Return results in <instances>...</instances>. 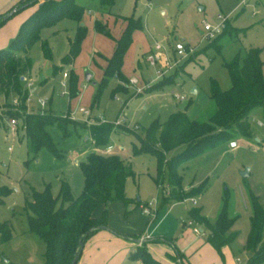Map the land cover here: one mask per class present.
<instances>
[{
  "label": "rangeland",
  "instance_id": "rangeland-1",
  "mask_svg": "<svg viewBox=\"0 0 264 264\" xmlns=\"http://www.w3.org/2000/svg\"><path fill=\"white\" fill-rule=\"evenodd\" d=\"M76 2L84 8L81 17H64L41 28L40 39L27 53L32 66L23 75V93L28 94L25 101L15 93L0 94V186L5 189L0 194V223L6 222L12 233L10 239L0 243V264H45V243L30 231L27 219L26 203L32 189L43 190L48 185L56 196L65 181L72 196H78L85 181L79 163L89 153L104 148L96 146L88 126L98 120L114 124L116 119L126 123L114 124L106 145H112L111 153L124 159L131 171L124 183L128 202L114 198L98 204L94 215L106 211L107 228L127 233L130 238L144 237L146 251L160 264H178L168 256L173 247L193 264H248L251 253L246 242L251 229L252 196L264 208L262 109L256 107L250 114L252 138H236L232 140L236 142L234 147L223 142L176 165L181 194L194 192L195 203L188 199L175 203L168 198L172 191L168 167L164 166L158 179L157 157L141 149L139 137L145 136L154 121L164 122L174 111L185 110L192 119L207 118L214 109L210 98L213 81L223 90L231 86L224 60L236 51L260 47L264 60V0H114L109 8L101 5V0ZM34 6L17 11L4 26L19 21V29ZM218 14L229 20L228 25L243 29L237 39L226 36L216 41L219 49L201 38L203 25L216 23ZM132 16L140 19L141 26L133 30L123 56L121 73L125 78L112 76L101 86L116 40ZM83 28L85 34L80 37ZM77 40L79 51L72 62L64 63ZM178 41L193 50L182 58L176 56L178 63L158 76L163 58L174 61L173 49ZM43 43L48 45L50 57L44 55ZM156 43L161 44L160 51H154ZM23 55L18 52V56ZM149 55L156 57L155 65L149 64ZM63 72L68 76L64 77ZM262 73L264 78V65ZM132 78L136 83H130ZM72 84L77 90L74 95L70 93ZM40 99L46 100L44 106ZM79 107L88 109L89 117L79 112ZM9 110L67 115L68 133L64 134L56 123L47 124L45 129L56 150L41 146L34 151L31 141L23 136L22 125L17 123L13 129L10 117H2ZM185 147L180 144L166 150L165 160ZM247 168L248 175L243 176ZM191 209H198L209 221L216 220L224 210L233 220L228 231L237 235L223 246L222 257L207 241L208 230L189 217ZM188 220L194 223L182 225ZM195 227L203 231H195ZM195 241L199 254L192 257ZM126 264L145 263L133 259Z\"/></svg>",
  "mask_w": 264,
  "mask_h": 264
},
{
  "label": "trees",
  "instance_id": "trees-1",
  "mask_svg": "<svg viewBox=\"0 0 264 264\" xmlns=\"http://www.w3.org/2000/svg\"><path fill=\"white\" fill-rule=\"evenodd\" d=\"M113 1L101 0V5L109 8ZM34 4L36 6L25 17L15 36L6 46L0 48V94L22 95L24 101L28 94L23 93L26 88L21 76L32 66V60L27 53L40 39V29L53 25L64 17L79 19L84 10L76 0H18L5 12L0 13V25L12 16L2 19L12 7L18 6L19 11ZM227 21L229 20H226L222 31L209 39L210 45L219 49L216 41L226 36L237 39V36L243 32L242 28L228 25ZM97 25L99 26V23ZM140 26L139 18L135 19L133 16L129 18V23L116 40V48L108 60L101 86L106 85L112 76H117L120 80L125 78L121 73L123 56L131 41L133 30ZM84 30L83 28L80 37L85 34ZM43 50L44 55L50 57V49L46 43H43ZM21 51L24 55L18 56V52ZM78 51L79 40L71 47L63 62H72ZM261 51L260 47H250L244 51L238 50L231 58L224 60L231 86L223 90L216 81H213L210 98L214 103V109L207 118L192 119L185 110L174 111L166 121H154L148 127L145 136L139 137L141 149L150 151L157 157L158 179L164 166L168 167L169 184L172 188L169 199L180 201L195 194L191 192L182 196L181 180L175 170L179 162L201 155L223 142H230L240 137L245 139L253 137L250 114L254 108L260 107L264 115L262 73L264 60L260 56ZM70 93L71 95L77 93L74 84ZM2 117H15L18 120L22 125L23 136L31 141L34 151L41 146L55 151L56 148L45 126L56 123L63 133L67 134L66 121L70 119L67 115L57 116L51 113L27 111L19 113L12 110ZM2 123L5 126V123ZM113 129V123L99 120L88 126L89 133L93 136L92 140L100 147L106 146ZM180 144H185V149L166 161L165 151ZM79 165L85 181L83 190L78 196H72L68 183L62 181L56 196L52 195L46 185L43 190L32 189L31 199L26 203L29 229L42 239L46 246L45 264H71L76 256L78 262L88 236L99 226H106V211L95 216V207L114 198L124 203L128 202L124 194V183L131 171L119 155L102 151L91 152ZM4 191V187L0 186V194ZM252 200L251 229L246 242V249L251 253L248 264H264V208L255 196H252ZM189 217L208 230L207 241L222 257V247L233 241L237 235L235 231H228L233 220L226 216L224 210L214 221L202 216L198 209H191ZM11 234L9 225L6 222L0 223V243L10 239ZM145 243L137 248L130 258L140 259L145 264H160L146 251ZM182 257L176 250V257L173 258H179V264H185L181 260Z\"/></svg>",
  "mask_w": 264,
  "mask_h": 264
},
{
  "label": "crops",
  "instance_id": "crops-1",
  "mask_svg": "<svg viewBox=\"0 0 264 264\" xmlns=\"http://www.w3.org/2000/svg\"><path fill=\"white\" fill-rule=\"evenodd\" d=\"M17 1L18 0H0V13L5 12ZM18 22L19 21H14L6 27L4 23L0 25V48L6 46L8 40L16 34ZM24 78L26 77L24 76ZM150 83L149 81L148 84ZM112 149L107 151V153H111ZM102 152H105L104 148ZM174 201L175 203L179 202L176 200ZM182 225H184V221ZM200 231L202 232L203 229L200 228ZM145 242L146 240L142 236L135 239L133 237L130 238L129 234L122 233V231L118 232L111 228H98L85 240L77 264H126L127 260H133L130 258V255L135 252L137 248L142 247ZM194 244V249L190 251L192 257L199 254V247H196L197 241H195ZM168 256L179 264V258H173L176 257L175 247H173V251L169 253ZM181 260L185 262V264H193L190 258L184 260L182 257Z\"/></svg>",
  "mask_w": 264,
  "mask_h": 264
},
{
  "label": "built area",
  "instance_id": "built-area-1",
  "mask_svg": "<svg viewBox=\"0 0 264 264\" xmlns=\"http://www.w3.org/2000/svg\"><path fill=\"white\" fill-rule=\"evenodd\" d=\"M226 20H227L226 17H222L221 15L218 14L216 23H214V24L205 23L203 25V29H202V32H201V38L209 40V39L213 38L214 36H216L224 28ZM161 48H162V46H161L160 43H156L154 45V51H160ZM192 50L193 49L192 48H188V46L183 41L176 42L175 45H174V49H173L174 61L170 62V60H168V58H166V57L163 58V60H162L163 69L157 71V75L158 76H162L169 69L173 68L178 63V60H179V59H176V56H179V58H182L186 54H189ZM147 60H148L150 65H155V63H156V57H154L153 55H149ZM63 76L67 77L68 74L66 72H63ZM129 81H130V83H133V84L136 83V79L135 78H132ZM63 84H65L64 81H63ZM27 85H29V83ZM138 90H140V88H138ZM176 97H179V96L176 94ZM14 101H15V103H17L16 99ZM39 103H40L41 106H44L45 103H46V100L40 99ZM78 111L84 113L85 115H87V117H89V110L88 109H85L84 107H79ZM70 115H71V113H70ZM8 122H9V125H11V127L14 129L16 127L17 123H18V120L15 117H10L8 119ZM121 122H123V123H121ZM125 123H126L125 120L116 119L114 124L120 125V124H125ZM235 145H236L235 141H230V146L231 147H234ZM110 149H112V145H106L104 147V151L105 152L109 151ZM186 199L191 200L192 203L196 202L194 197H187V198H184L183 200H186ZM183 200H180V201H183ZM144 211L149 213L150 209L144 207ZM193 223H194V220L184 221V224H186V225H191ZM194 230L195 231H199L200 229L198 230L195 227ZM239 262L240 261L238 260V263Z\"/></svg>",
  "mask_w": 264,
  "mask_h": 264
},
{
  "label": "water",
  "instance_id": "water-1",
  "mask_svg": "<svg viewBox=\"0 0 264 264\" xmlns=\"http://www.w3.org/2000/svg\"><path fill=\"white\" fill-rule=\"evenodd\" d=\"M18 9H19L18 6H14V7H12V8H11V9H10L5 15L2 16V19H5V18H7V17H10V16L13 15L15 12H17ZM89 78H90V74H87V75H86V80H89ZM21 79H24V76H21ZM242 174H243V176L248 175V168H247L246 170H244V171L242 172ZM98 228H107V227H106L105 225H101V226H99ZM76 262H77V256L72 260L71 264H76Z\"/></svg>",
  "mask_w": 264,
  "mask_h": 264
}]
</instances>
